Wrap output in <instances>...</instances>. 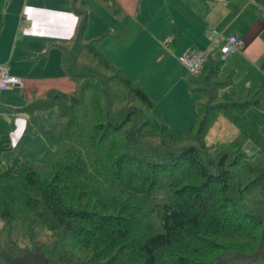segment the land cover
<instances>
[{
  "label": "trees",
  "instance_id": "1",
  "mask_svg": "<svg viewBox=\"0 0 264 264\" xmlns=\"http://www.w3.org/2000/svg\"><path fill=\"white\" fill-rule=\"evenodd\" d=\"M97 1L118 15L113 1ZM70 2L79 19L76 34L54 43L77 89L32 94L16 109L30 115L26 133L39 130L36 111L55 107L62 120L58 145L43 164L19 154L3 162L15 128L12 113L11 132L0 133V227L8 242L22 250L37 243L61 264H264V212L245 197L264 189V134L246 115L249 107L262 109L264 62L261 77L243 93L220 94L233 86L231 69L207 92L198 76L209 61L210 74L220 70L211 50L200 74H185L188 89L200 92L195 131L177 132L156 118L155 101L142 85L99 48L104 34L84 38L87 9L81 0ZM218 113L238 132L208 144ZM247 142L259 149L257 162ZM227 245L252 251L213 256Z\"/></svg>",
  "mask_w": 264,
  "mask_h": 264
},
{
  "label": "crops",
  "instance_id": "2",
  "mask_svg": "<svg viewBox=\"0 0 264 264\" xmlns=\"http://www.w3.org/2000/svg\"><path fill=\"white\" fill-rule=\"evenodd\" d=\"M111 1L118 7L117 16L97 1L100 7L96 9L98 28L94 33L104 34L98 44L99 48L126 74L137 80L151 97L152 89L156 88H148V81L153 75L157 76L158 72L166 71L170 59L188 48L214 50L216 43L210 37L212 29L219 30L225 37L235 36L244 43L242 50L225 58H221L218 51L213 54L215 59L223 62L222 67H219L220 73L233 70L235 83L232 87L223 88V92L230 91L231 87L243 93L262 75L264 0ZM1 8L0 31L5 32L11 29L13 21L18 22L17 29L13 27L11 31L12 44H8L14 45L9 61L13 60L16 66L9 70L7 55L0 56V63L6 64L8 72L19 78L21 85L14 87L19 88V98L25 97L28 100L32 94L50 89L75 91L77 83L63 70L61 51L54 43L69 40L76 34L79 19L74 14L70 0H0V11ZM16 45H23L18 54L15 53ZM15 55L17 59H14ZM30 58H35L31 64L27 63ZM146 61V67L139 70ZM40 71L44 72V78H31L35 72ZM155 109L154 106V115L159 120L167 119L171 124L175 123L177 118L173 114L170 117L159 109L155 113ZM10 110L16 112L12 113L15 128L9 131L15 139L24 132L27 119L16 109ZM247 110L251 123L264 132V122L259 120H264V96L262 109L249 107ZM161 121L170 127L167 121Z\"/></svg>",
  "mask_w": 264,
  "mask_h": 264
},
{
  "label": "rangeland",
  "instance_id": "3",
  "mask_svg": "<svg viewBox=\"0 0 264 264\" xmlns=\"http://www.w3.org/2000/svg\"><path fill=\"white\" fill-rule=\"evenodd\" d=\"M89 2L86 3L85 0H81L82 3L85 4V7L88 12V23L87 27L84 31V38L89 39L98 35L94 32L98 28V19H97V10L99 9V4L96 0H86ZM90 5L93 6L90 8ZM101 9V8H100ZM1 14L2 8L0 11V24H1ZM13 21L11 24V29H6L5 32L0 31V56L7 55V63L9 65V70L14 69L13 60H10V51L12 46L8 45L12 44L13 38L11 37V31L13 27L17 29L18 22ZM5 28V27H4ZM3 28V29H4ZM1 29V26H0ZM213 30V29H212ZM211 30V31H212ZM210 31V33H211ZM214 42V41H213ZM23 45H16L15 53H19V49ZM173 55L172 57H174ZM179 54L176 55L175 58L170 59V62L167 66V70L164 72H158L157 76L153 75L152 78L148 81V88H156L152 89L153 93L152 97L155 99V113L156 110L159 109L168 116L172 117V114L177 118L174 124H171L167 119L165 120L169 123L170 127L173 130L180 131H195V127L193 126V121L195 118V99L200 98V92L195 91L191 92L188 89L187 83L185 81V74L187 75V70L184 65L178 59ZM14 59H17V55L14 56ZM35 58L28 59L27 63H33ZM147 60V59H146ZM148 61L143 63L139 70L146 67ZM210 64L209 61L206 69L203 73L198 76V85L204 89H207V92L214 91L215 85L212 86L213 83L217 79H221L220 71H214V74H210ZM223 62L220 60L216 61V65L218 67H222ZM60 69L61 66H60ZM44 72H35L31 78H44ZM162 75V76H160ZM207 82V83H206ZM233 82L235 83V79L233 78ZM151 86V87H150ZM17 87V86H16ZM231 89V87H230ZM19 88H13L12 91L9 90L7 92H0V133L1 132H9L10 131V121L11 117L9 114L16 112L12 109H20L26 107L28 105V100L24 97L20 99L18 96ZM148 92V91H147ZM220 94L223 93L222 90L219 91ZM207 100V97L205 98ZM234 100L233 96H229L227 101L231 102ZM248 111V110H247ZM10 112V113H9ZM9 113V114H8ZM21 116L28 119L30 117L28 112H20ZM251 114V112L249 111ZM156 115V114H155ZM247 115V113H246ZM157 117V116H156ZM158 118V117H157ZM35 119L38 125L39 130L37 132H23L19 134L15 139L11 138V146L8 150L1 153V160L3 162H7L15 155H21L27 161L34 164H43L47 161L49 156L51 155L54 148L58 145L61 138V118L57 114V110L55 107L47 109V110H38L35 112ZM159 119V118H158ZM260 121L263 119L259 118ZM238 130L233 122L224 114L218 113L215 115V118L211 125L209 126L206 133V142L208 144L219 142V141H227L234 138L237 134ZM264 134V132H262ZM191 140H186L185 143L190 142ZM245 150L249 155L252 162H257L261 153L259 149L252 143L247 142L245 144ZM246 197L247 205L255 210L260 212H264V189L261 187H256L253 192L248 193ZM42 231V230H41ZM259 236L258 241L261 240V235ZM40 238L50 243L52 237L50 236H40ZM54 241V240H53ZM52 241V242H53ZM51 242V243H52ZM253 248L257 244H253ZM52 246V245H51ZM35 247V248H34ZM39 246L37 243H33L27 250L18 249L16 246L10 244L8 242V232L7 230L0 227V264H61L57 262L54 258H50L42 254L40 249H36ZM256 248V247H255ZM252 250L249 249H241L234 250L226 246V248H222L213 253L214 257H222L223 258H233L236 256H247V253ZM79 254V253H78ZM227 254V255H225ZM81 256L84 254L80 253ZM87 256L88 253H85ZM212 253L210 254V257ZM213 257V258H214ZM211 260V259H210Z\"/></svg>",
  "mask_w": 264,
  "mask_h": 264
},
{
  "label": "built area",
  "instance_id": "4",
  "mask_svg": "<svg viewBox=\"0 0 264 264\" xmlns=\"http://www.w3.org/2000/svg\"><path fill=\"white\" fill-rule=\"evenodd\" d=\"M210 37L213 39L214 43H216V46L213 48L218 51L221 58H225L229 54L238 52L244 47V43L241 39L235 36L225 37L217 29L211 31ZM210 51L211 49L209 48H188L179 54L178 59L184 65L187 72L198 75L203 71L206 55ZM19 85H21L19 78L8 72L6 64L0 63V90H8Z\"/></svg>",
  "mask_w": 264,
  "mask_h": 264
}]
</instances>
